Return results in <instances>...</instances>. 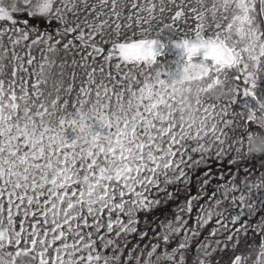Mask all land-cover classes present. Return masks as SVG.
Returning a JSON list of instances; mask_svg holds the SVG:
<instances>
[{
    "label": "snow or ice",
    "instance_id": "obj_1",
    "mask_svg": "<svg viewBox=\"0 0 264 264\" xmlns=\"http://www.w3.org/2000/svg\"><path fill=\"white\" fill-rule=\"evenodd\" d=\"M0 264H264V0H0Z\"/></svg>",
    "mask_w": 264,
    "mask_h": 264
},
{
    "label": "flooded vegetation",
    "instance_id": "obj_2",
    "mask_svg": "<svg viewBox=\"0 0 264 264\" xmlns=\"http://www.w3.org/2000/svg\"><path fill=\"white\" fill-rule=\"evenodd\" d=\"M170 56H171L172 59H174L175 58V53H171Z\"/></svg>",
    "mask_w": 264,
    "mask_h": 264
}]
</instances>
